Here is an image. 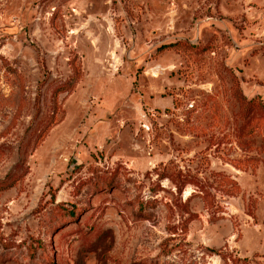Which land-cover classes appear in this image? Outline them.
Listing matches in <instances>:
<instances>
[{"label": "rangeland", "instance_id": "obj_1", "mask_svg": "<svg viewBox=\"0 0 264 264\" xmlns=\"http://www.w3.org/2000/svg\"><path fill=\"white\" fill-rule=\"evenodd\" d=\"M0 264H264V0H0Z\"/></svg>", "mask_w": 264, "mask_h": 264}]
</instances>
